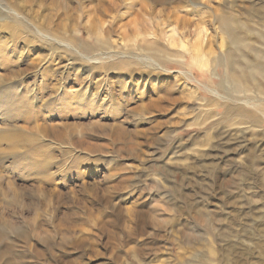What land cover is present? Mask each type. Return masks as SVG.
<instances>
[{"label": "rangeland", "instance_id": "obj_1", "mask_svg": "<svg viewBox=\"0 0 264 264\" xmlns=\"http://www.w3.org/2000/svg\"><path fill=\"white\" fill-rule=\"evenodd\" d=\"M0 264H264V0H0Z\"/></svg>", "mask_w": 264, "mask_h": 264}, {"label": "bare ground", "instance_id": "obj_2", "mask_svg": "<svg viewBox=\"0 0 264 264\" xmlns=\"http://www.w3.org/2000/svg\"><path fill=\"white\" fill-rule=\"evenodd\" d=\"M236 43V42H235Z\"/></svg>", "mask_w": 264, "mask_h": 264}]
</instances>
